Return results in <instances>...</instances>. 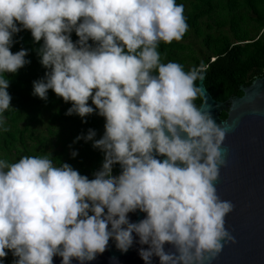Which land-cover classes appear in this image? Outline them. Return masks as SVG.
Wrapping results in <instances>:
<instances>
[{"label": "clouds", "instance_id": "9594fccd", "mask_svg": "<svg viewBox=\"0 0 264 264\" xmlns=\"http://www.w3.org/2000/svg\"><path fill=\"white\" fill-rule=\"evenodd\" d=\"M187 29L177 0H0V129L12 99L6 74L30 63L26 49L11 51L22 30L43 41L46 71L32 95L52 90L71 102L66 115L105 121L99 139L88 129L73 141L103 153L92 179L49 155L0 159V264L9 252L12 264H88L109 241L121 253L140 245L144 264H211L235 243L225 227L234 206L215 186L228 128L195 103L205 66L185 70L158 51ZM137 210L144 217L130 221Z\"/></svg>", "mask_w": 264, "mask_h": 264}, {"label": "trees", "instance_id": "16d2710c", "mask_svg": "<svg viewBox=\"0 0 264 264\" xmlns=\"http://www.w3.org/2000/svg\"><path fill=\"white\" fill-rule=\"evenodd\" d=\"M177 3L184 5L188 29L180 41L159 44L163 62H179L185 70L203 63L204 85L217 101L240 96V86L264 76V0H177ZM189 38L195 42H186ZM71 39L74 42L78 39L74 32ZM13 41L11 51L26 49L30 63L16 74H6L10 81L7 91L12 99L11 108L3 113L7 131L0 129V159L15 162L25 155H49L54 164L68 163L92 179L102 165L103 153L94 149L91 141H73L86 135L88 129H94L95 138L99 139L104 132V118L93 112L82 122L78 115H66L71 102H64L52 90L46 100L32 95L33 81L42 79L46 71L36 52L43 41L34 43L28 30L16 33ZM195 103L200 106L201 98ZM219 116L224 119L226 112ZM73 150L78 153L74 158L70 155ZM12 261L9 252L3 264Z\"/></svg>", "mask_w": 264, "mask_h": 264}, {"label": "water", "instance_id": "95a60500", "mask_svg": "<svg viewBox=\"0 0 264 264\" xmlns=\"http://www.w3.org/2000/svg\"><path fill=\"white\" fill-rule=\"evenodd\" d=\"M197 86L203 92L200 105L210 111L217 124L228 128L221 146L226 163L220 168L215 186L219 197L234 206L225 217V227L235 237V243L227 244L211 264H264V76L240 86V96L223 102L211 96L204 80ZM224 110L226 117L222 119L219 113ZM120 172L118 164L112 174ZM128 215L130 221L136 222L145 214L137 210ZM139 247L134 243L121 253L109 241L107 250L88 264H144L138 255ZM60 260L54 256L53 264H60ZM72 264L78 262L73 259ZM152 264H159L157 257H153Z\"/></svg>", "mask_w": 264, "mask_h": 264}, {"label": "rangeland", "instance_id": "374dc122", "mask_svg": "<svg viewBox=\"0 0 264 264\" xmlns=\"http://www.w3.org/2000/svg\"><path fill=\"white\" fill-rule=\"evenodd\" d=\"M186 42H192V43H194L195 41L192 39V38H189V39H187V40H185ZM212 60V59H211ZM44 116H46V114H44ZM46 123H43V126H42V128H45V125Z\"/></svg>", "mask_w": 264, "mask_h": 264}, {"label": "flooded vegetation", "instance_id": "af4514ba", "mask_svg": "<svg viewBox=\"0 0 264 264\" xmlns=\"http://www.w3.org/2000/svg\"><path fill=\"white\" fill-rule=\"evenodd\" d=\"M232 97H235V96H232ZM225 101H226V100H225ZM222 102H223V101H222ZM224 111H225V110H224ZM221 112H222V111H221ZM221 112H220V113H221ZM225 112H226V111H225ZM220 113H219V114H220Z\"/></svg>", "mask_w": 264, "mask_h": 264}]
</instances>
